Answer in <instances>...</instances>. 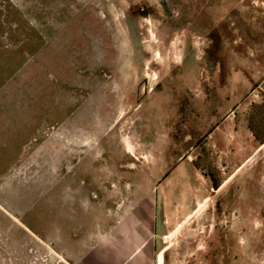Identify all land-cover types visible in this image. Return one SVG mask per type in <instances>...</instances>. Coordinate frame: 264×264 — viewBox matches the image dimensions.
<instances>
[{
    "label": "rangeland",
    "instance_id": "1",
    "mask_svg": "<svg viewBox=\"0 0 264 264\" xmlns=\"http://www.w3.org/2000/svg\"><path fill=\"white\" fill-rule=\"evenodd\" d=\"M0 264H264V0H0Z\"/></svg>",
    "mask_w": 264,
    "mask_h": 264
},
{
    "label": "bare ground",
    "instance_id": "2",
    "mask_svg": "<svg viewBox=\"0 0 264 264\" xmlns=\"http://www.w3.org/2000/svg\"><path fill=\"white\" fill-rule=\"evenodd\" d=\"M159 54V53H158Z\"/></svg>",
    "mask_w": 264,
    "mask_h": 264
}]
</instances>
